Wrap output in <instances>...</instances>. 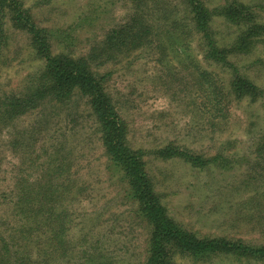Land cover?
Instances as JSON below:
<instances>
[{"label":"rangeland","instance_id":"obj_1","mask_svg":"<svg viewBox=\"0 0 264 264\" xmlns=\"http://www.w3.org/2000/svg\"><path fill=\"white\" fill-rule=\"evenodd\" d=\"M90 1L94 0H26L25 4L31 6L40 23L64 26ZM106 1V11L75 31L79 42L68 50L62 45L55 46L52 52L71 51L81 55L131 15V0ZM244 1L264 3V0ZM213 26L225 32L220 35L222 41L231 39L233 27L219 17L214 19ZM7 35L6 45L0 48L1 90L19 87L36 64L35 60L26 59L27 36L12 29ZM199 43L197 34L191 37L188 49L194 56L192 62L173 58L169 49L166 56L164 50L140 49L108 61L97 71L108 73L105 88L127 123L132 147L148 150L172 142L207 157L222 153L240 158L232 168L199 170L181 158L162 160L153 154L146 155V168L167 213L200 237L223 236L261 245L264 244V157L254 160V146L264 136V97L253 103L245 99L232 101L228 118L213 124L203 106H197L200 91L196 90L195 74L198 68H218L203 58ZM259 47L246 57V62L258 56L264 61V45ZM248 72L264 86L261 65L248 66ZM59 149L60 153L68 154L74 182L85 185L70 201L73 209L70 216L74 218L68 234L71 241L75 243L83 237V231L90 229L95 237L103 233L92 244L110 261L115 264L139 261L147 237L146 224L134 216V205L124 197L125 182L120 174L108 168L97 124L81 98L68 107L47 106L7 128L0 127V228L9 227L6 219L11 218L12 189L23 177L32 181L42 174L48 165V155ZM174 260L177 264H239L228 257L193 263L177 252Z\"/></svg>","mask_w":264,"mask_h":264},{"label":"trees","instance_id":"obj_2","mask_svg":"<svg viewBox=\"0 0 264 264\" xmlns=\"http://www.w3.org/2000/svg\"><path fill=\"white\" fill-rule=\"evenodd\" d=\"M25 2L0 0V48L6 45L7 31L23 32L27 36L26 59L36 61L19 87L0 89V127L7 128L47 106L60 109L77 98L84 100L97 124L108 168L120 174L125 182L124 197L134 205V216L147 227L140 260L126 264H177L176 252L193 263L228 257L239 264L251 261L264 264V244L251 245L223 236L200 237L175 221L155 190L145 160L149 154L162 160L181 158L192 168L203 170L232 168L240 158L222 153L207 157L172 142L148 150L132 147L127 123L105 88L108 73L97 71L108 61L140 49L164 50V56L169 49L173 58L192 62L194 56L189 53L188 45L197 34L203 58L220 71L213 67L198 68L195 78L200 101L197 106H203L213 124L226 120L232 101L245 99L253 103L264 97V86L248 72L251 65L264 68L263 59L258 56L245 61L264 45L263 1L131 0L129 18L111 28L81 55L71 51L53 53L52 48L62 45L68 50L79 42L75 31L106 11L108 1H90L64 26L40 23ZM216 17L233 27L234 33L228 42L220 36L225 32L213 26ZM60 151L48 155V165L42 174L32 181L23 177L12 189L11 218L6 219L9 227L0 228V264H115L92 244L103 233L95 237L88 229L83 231V241L80 238L75 243L68 235L74 225L70 201L85 185L74 182L68 154ZM254 155V160L264 157V136L255 143Z\"/></svg>","mask_w":264,"mask_h":264}]
</instances>
